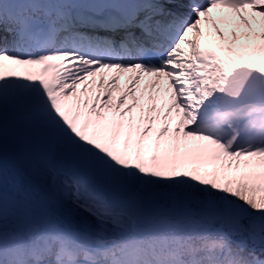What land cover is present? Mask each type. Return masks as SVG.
<instances>
[{"label": "snow or ice", "instance_id": "snow-or-ice-1", "mask_svg": "<svg viewBox=\"0 0 264 264\" xmlns=\"http://www.w3.org/2000/svg\"><path fill=\"white\" fill-rule=\"evenodd\" d=\"M0 264H264V0H0Z\"/></svg>", "mask_w": 264, "mask_h": 264}, {"label": "bare ground", "instance_id": "bare-ground-1", "mask_svg": "<svg viewBox=\"0 0 264 264\" xmlns=\"http://www.w3.org/2000/svg\"><path fill=\"white\" fill-rule=\"evenodd\" d=\"M227 11V10H226Z\"/></svg>", "mask_w": 264, "mask_h": 264}]
</instances>
